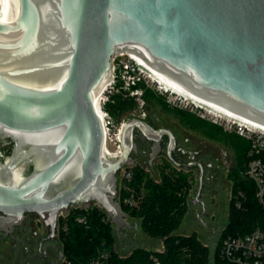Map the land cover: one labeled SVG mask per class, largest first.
<instances>
[{
    "label": "water",
    "instance_id": "water-1",
    "mask_svg": "<svg viewBox=\"0 0 264 264\" xmlns=\"http://www.w3.org/2000/svg\"><path fill=\"white\" fill-rule=\"evenodd\" d=\"M128 53L264 127V0H18L15 20L0 23L2 234L36 215L48 234L41 249L58 238L62 215L93 205L118 238L139 229L118 200L139 134L152 145L151 164L165 143L178 170L199 168L205 213L204 165L173 159L170 129L130 117L121 153L105 152L96 99L114 59Z\"/></svg>",
    "mask_w": 264,
    "mask_h": 264
},
{
    "label": "trees",
    "instance_id": "trees-1",
    "mask_svg": "<svg viewBox=\"0 0 264 264\" xmlns=\"http://www.w3.org/2000/svg\"><path fill=\"white\" fill-rule=\"evenodd\" d=\"M138 87L141 89L140 85ZM130 108L128 101L120 97H115L114 103L108 106L116 119L126 115ZM198 126L211 140L229 145L238 163L232 177L235 201L230 222L216 243L214 254L216 264H226L220 258L222 242L228 237L244 236L257 228L264 229V209L256 197L255 184L243 177L250 142L234 134H225L221 128L209 123L200 122ZM131 170L132 179L120 190L122 208L131 219L140 222L146 235L163 240V250L137 247L123 256L115 248L117 237L111 220L99 206L93 205L89 210L73 209L66 219L59 220L58 238L66 259L63 264H93L102 253L108 254L104 264H211L210 246L200 242L195 235L174 234L188 211L193 188L191 172L187 174L168 164L161 167V181L156 182L142 166L136 165ZM127 189L137 198L138 204L133 208L123 202L130 195ZM79 217H85L86 224H80Z\"/></svg>",
    "mask_w": 264,
    "mask_h": 264
},
{
    "label": "rangeland",
    "instance_id": "rangeland-1",
    "mask_svg": "<svg viewBox=\"0 0 264 264\" xmlns=\"http://www.w3.org/2000/svg\"><path fill=\"white\" fill-rule=\"evenodd\" d=\"M1 9L2 0H0V11ZM128 59L129 56L126 54L117 58L116 65L118 67V73L121 68H123V63L127 62ZM153 80L158 85L160 84L155 79ZM139 85L142 89L140 91L143 93L141 97H131L126 95V91H119L118 89L111 90L113 92L112 103H114L115 97H120L123 101H128L129 106L131 107L126 115L116 120L118 123H122L130 117H137L140 119L149 117L158 128L163 127L174 131L181 142L188 140L189 144L187 146L192 152L201 150L199 157H204L207 160L204 162L206 168L203 179L204 185L199 198L205 203V213L201 215L203 207L201 204L196 203L197 193L200 186V172L197 168H193L191 169L193 188L189 196L188 211L181 222L180 228L175 231L174 234L177 236L195 235L200 242L211 247L220 240L223 232L227 229V224L230 222V214L235 201L233 196L232 177L236 173L238 163L236 155L229 145L208 138L198 124L200 122L209 123L221 128L225 134L240 136L235 133L234 130L215 123L211 117L215 114L214 116L229 120L223 118V115L216 113L210 115L209 112L199 108L196 109L190 105L170 104L169 96L161 92L158 89V86L149 80H143ZM160 88L165 91V87L162 84H160ZM168 92L173 93L172 91ZM175 96L182 99L178 95ZM182 100L187 103L190 102L186 99ZM143 115H146V117L143 118ZM149 152L151 154V150H149ZM209 163H212L211 168L207 167ZM145 169L156 182L161 181V168L149 167ZM184 172L188 174V171ZM122 173L123 170L118 175L119 192ZM129 221L133 226L138 224L139 229L124 231L120 238L116 236L117 243L115 248L119 253L126 256L137 247L158 251L163 250V240H155L146 235L141 229L138 220L130 218ZM30 224L33 226L31 235L34 236L33 233L37 230L40 234L39 236L46 238L48 234L38 217L31 216ZM33 236H31V239ZM32 241L33 246L31 252L24 253L23 244H15V242L9 240L7 236H0V264H28L29 255L34 256L36 253L41 256V258L45 257L44 254L39 251L38 241L36 239H32ZM46 244L47 246L51 245L54 248L58 247V249H56V251L55 249L48 251L46 263H44L45 261H42L39 257L38 259L32 257L31 260L34 261L33 264H58L62 253V245L60 241H51ZM12 246H16V248L14 249Z\"/></svg>",
    "mask_w": 264,
    "mask_h": 264
},
{
    "label": "built area",
    "instance_id": "built-area-1",
    "mask_svg": "<svg viewBox=\"0 0 264 264\" xmlns=\"http://www.w3.org/2000/svg\"><path fill=\"white\" fill-rule=\"evenodd\" d=\"M123 55L124 54L119 55L114 59L112 82L110 83L109 87H106L105 91H103L96 103V111L100 118L105 134V150L110 152L111 156H118L121 153L120 137L124 125V122L118 123L116 118L108 110V106L113 104V92L111 90L118 89L119 91H126V95L131 97H141L143 93L140 91L142 89L138 87L139 83H141L143 80H149L153 84H156L161 92L169 96L170 104L190 105L196 109L198 108L195 105L189 104L184 100L179 99L171 92L163 91L160 88V84L158 85L151 78L150 74L142 70L139 62L136 59L130 58L128 54H126L129 56L128 61L123 63V68H121L120 72L118 73L116 60ZM145 117L146 115H143V118ZM211 117L215 123L234 130V132L240 137L250 142L251 147L248 153L249 159L246 169L243 173V177L255 184L256 197L264 209V131L255 129L253 130L247 124L244 125L234 120H224L214 115ZM132 168H126L123 170L122 176L120 178V190L122 186L124 187L125 182L132 179ZM127 190L130 195L126 197L123 202L126 206L133 208L138 204L136 200L137 198L130 189ZM118 200L121 203L120 192ZM238 207H240L239 204ZM68 215H62L60 219H66ZM77 221L80 224H86L85 217H79ZM215 246L216 243L211 246V264H216L214 258L216 248ZM220 248V258L226 264H264V229L257 228L252 232L240 237H228L222 242ZM107 259L108 254L102 253L99 259L94 261L93 264H104ZM65 262L66 259L63 258L62 264Z\"/></svg>",
    "mask_w": 264,
    "mask_h": 264
},
{
    "label": "flooded vegetation",
    "instance_id": "flooded-vegetation-1",
    "mask_svg": "<svg viewBox=\"0 0 264 264\" xmlns=\"http://www.w3.org/2000/svg\"><path fill=\"white\" fill-rule=\"evenodd\" d=\"M145 119L147 121H149L155 128L159 129L158 126H156L154 124V122L149 117H147ZM171 132H173V134L175 135L176 142H177L176 150H175V152L172 153L173 159L177 163H181V164H187V163L192 162V161H198V162L203 163V165H204V162L207 160L204 157L203 158L199 157L200 156L199 154H201V150H199V151L196 150L195 152H192L187 146L189 144L188 140H185V142H181L179 140L177 134H175L174 131H172V130H171ZM165 139L168 140L166 137H165ZM137 145H138V153L135 156L136 165L142 166L143 168H149V167L150 168H152V167L161 168V167H164V166L170 164L171 168L177 170V167L175 166L174 162L170 161L168 156H167V145L165 143H163V146H162L163 148H162L161 154L153 161L152 164L150 163L151 159L149 156L150 155L149 150H151L152 145L147 140H145L140 134L137 137ZM0 148L1 149H7V148L9 149V147L6 146L5 144H3V142H0ZM198 158H200V159H198ZM207 167L211 168L212 163H209ZM194 168H197L199 170V168L197 166ZM204 168H205V165H204ZM188 172H191V170H189ZM31 216L38 217L36 215H29L28 219L26 221H24L20 227H16L15 230L13 231V233L9 234L7 237L9 238V240L15 242V244H17V243H18V245L23 244L24 245L23 246L24 253L31 252V249L33 246L32 239H36L38 241L39 251H40V253L44 254L45 257L41 258V256H39L37 253L34 254V256L29 255L28 264H33L34 261L31 260L32 257H34L35 259H38V257H39L42 259V261H45L44 263H46L48 251H52L54 249L56 251V249H58V247L54 248L53 246H51V245L47 246V244L44 243L40 249V244L44 238L42 236H39L40 234H39V232H37V230L34 231V233H33L34 236L31 235V232L33 229V226H31V224H30ZM2 235H3V237L5 236V234L0 233V236H2ZM31 236H33L32 239H31ZM47 236H46V238H47ZM54 241H59V238H57V240H54ZM13 248L15 249L16 246ZM62 261H63V258H61V255H60V260H59L58 264H62Z\"/></svg>",
    "mask_w": 264,
    "mask_h": 264
},
{
    "label": "bare ground",
    "instance_id": "bare-ground-1",
    "mask_svg": "<svg viewBox=\"0 0 264 264\" xmlns=\"http://www.w3.org/2000/svg\"><path fill=\"white\" fill-rule=\"evenodd\" d=\"M17 12H18V0H2V9L0 11V23H4V24L12 23L16 18ZM128 55L130 56V58L136 59L139 62L142 70L150 74L152 79H155L158 83L162 84L165 87V91H172L174 95H178L180 98L190 101L189 103H192V105H195L199 109L207 111L210 114H214V113L221 114L224 116L223 118L229 119V121L234 120L244 125L247 124L253 130L255 129V130L264 131V127L262 125L254 123L253 121H250L240 116L239 114L233 112L231 109L227 108L226 106H223L219 103H216L214 101L208 100L200 96L199 94L195 93L193 90L184 86L182 83L178 82L177 80L170 77L166 73L151 68V66H149V64L139 55L135 53H128ZM99 97L96 99V103ZM105 152L110 155V152H107V150H105Z\"/></svg>",
    "mask_w": 264,
    "mask_h": 264
}]
</instances>
